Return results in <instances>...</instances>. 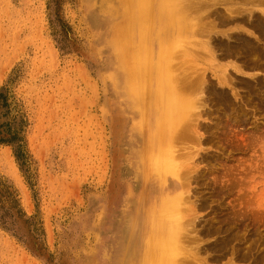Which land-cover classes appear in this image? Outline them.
<instances>
[{"label":"rangeland","instance_id":"rangeland-1","mask_svg":"<svg viewBox=\"0 0 264 264\" xmlns=\"http://www.w3.org/2000/svg\"><path fill=\"white\" fill-rule=\"evenodd\" d=\"M181 1L199 43L189 42L195 53L186 48L177 63L206 66L196 136L180 150L200 141L189 147L186 194L197 217L182 258L264 264V0ZM117 3L0 0V130L18 136L0 143V264H100L110 238L122 237V217L147 219L157 176L145 172L146 185L129 193L131 161L143 163L142 117L104 37L107 21L119 17ZM238 36L258 54L244 52ZM132 195L142 198V216L133 206L123 216Z\"/></svg>","mask_w":264,"mask_h":264},{"label":"bare ground","instance_id":"bare-ground-1","mask_svg":"<svg viewBox=\"0 0 264 264\" xmlns=\"http://www.w3.org/2000/svg\"><path fill=\"white\" fill-rule=\"evenodd\" d=\"M117 2L119 17L107 21L104 37L107 36L115 48L113 56L122 68V80L126 86L124 91L132 105L136 107L137 114L142 117L139 119L141 132L138 143L144 155L143 163L140 165L138 161L134 163L131 161V169L135 176L131 182L135 186L129 187V193L143 182L146 185L144 173L147 171H155L157 187H152V197L145 214L147 219L144 218L138 225L130 223L128 216L122 217L117 227L118 231L123 233L122 237L110 238L108 250L104 252L105 257H102L100 264H184L187 260L182 258V251L187 253L183 250L184 245L188 248L190 244L187 243L192 241L191 236H188L189 242L186 241L184 244L186 235L192 231L188 224L192 223V217L194 220L197 216L191 217L193 209L186 194V183L192 175L190 173V176L188 175L190 178L187 177V172L194 170L190 169L192 166H188V163L192 162L193 151L189 150L190 145L189 147L187 145L188 151L186 148L180 150L182 145L186 146L185 143H189V138L186 141L185 137L189 134L194 135L191 132L196 129L195 124L201 116L204 98L201 100L200 94L204 89L203 85L206 86V82L203 84L206 78L202 76L205 75L206 66H201L199 70L194 69L195 65L192 66L194 70L191 66L181 69L183 60H178L177 63L176 58L180 59L184 51L192 50L189 49V42L194 41V45L199 43L197 39L192 40L197 33V27L194 17H191L193 15L190 16L181 6V0H117ZM242 20L245 18L242 17ZM207 26L205 31L211 27ZM260 28V31H263L262 26ZM236 38L242 44L244 52L249 55L258 54L259 46L254 45L250 38L246 36ZM207 40L210 42L209 39H205L204 49L210 51L212 48L209 49L208 44L211 43ZM193 48L195 49V46ZM221 68V72L216 76L219 83L223 84L228 81V73H225L226 67ZM219 93L223 98L226 95L224 91ZM190 142L192 143V139ZM195 142L192 143L191 149L193 144L197 146ZM138 153L137 148L135 159L138 158ZM171 177L174 183L169 185ZM130 206L142 216L141 197L132 195L127 199L123 216ZM190 227L192 228L191 224ZM187 229L191 231L187 233ZM134 242L137 243L132 247Z\"/></svg>","mask_w":264,"mask_h":264},{"label":"trees","instance_id":"trees-1","mask_svg":"<svg viewBox=\"0 0 264 264\" xmlns=\"http://www.w3.org/2000/svg\"><path fill=\"white\" fill-rule=\"evenodd\" d=\"M4 88H0V98L6 100L5 95L3 94L2 90ZM17 130L15 128L13 129H7L6 131H1L0 130V143L2 142H8V143H14L16 141V139L18 138V136L16 135ZM5 132V133H4ZM18 151V152H17ZM16 154L19 157L20 156V152H19V145H16Z\"/></svg>","mask_w":264,"mask_h":264}]
</instances>
